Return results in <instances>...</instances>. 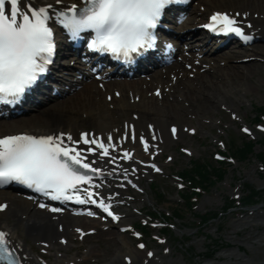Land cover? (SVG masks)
I'll return each mask as SVG.
<instances>
[{"label": "snow or ice", "instance_id": "obj_1", "mask_svg": "<svg viewBox=\"0 0 264 264\" xmlns=\"http://www.w3.org/2000/svg\"><path fill=\"white\" fill-rule=\"evenodd\" d=\"M62 2L55 0L57 5ZM178 2L180 0H81L82 7L72 4L66 9H56L53 4L36 7L31 0H0V103H18L48 71L56 47L50 21L61 25L73 39L84 32L94 33L88 45L91 50L131 62L134 54L140 56L155 47L154 30L163 10ZM236 16L215 13L204 27L251 41L253 37L244 31V21L237 20ZM246 26L252 27L251 24ZM172 131L175 133L176 129ZM130 138L136 139L134 132ZM140 142L148 151V142L142 136ZM80 144L88 147L80 148ZM117 147L111 134L106 142L88 133L81 134L79 140L65 133L0 137V186L16 182L52 200L96 205L118 221L120 217L112 210L111 198L106 202L96 191L102 185L95 182L105 175V171L95 165L104 158H108L105 163H115L118 158L113 153ZM89 156L96 159L90 160ZM132 158L128 151L119 157ZM151 167L160 171L155 165ZM112 174L114 170L108 173ZM6 207L0 204V211ZM40 207L46 205L41 203ZM50 211L61 209L51 208ZM87 214L93 215L91 211ZM138 247L144 248V245ZM23 259L9 234L0 230V264H22Z\"/></svg>", "mask_w": 264, "mask_h": 264}, {"label": "rangeland", "instance_id": "obj_2", "mask_svg": "<svg viewBox=\"0 0 264 264\" xmlns=\"http://www.w3.org/2000/svg\"><path fill=\"white\" fill-rule=\"evenodd\" d=\"M233 5L232 8L237 7L238 9L240 7V5ZM223 8L224 9L221 10L228 9L227 6ZM260 47L264 49V43L251 47V51H246L247 54H250L247 56H252V54H254L253 57L258 56L260 61L264 60V52L261 53L260 50H257ZM243 53L244 51L242 54ZM259 60L246 63H239L234 60V63L227 62L224 66H222V63L218 65L219 62L217 61V63H215L217 65L212 73L205 75L208 80L212 79L216 82V85L223 86L228 85V83L220 78L215 79V77L218 76L217 67L221 68V71L223 70L222 72L225 73H228L230 70L236 71V68L244 70L245 72L250 68L253 71L249 74L250 78L248 79V83L251 87L249 86L248 88L245 81L240 83V86L245 87V90L240 91L241 87L237 88V90H233L231 95L233 105L228 100L226 104L216 102L214 108H209L208 111L197 115L195 113L196 111L191 108L188 103H178L180 107L186 110L184 124L194 127L197 133L194 137L183 134L177 141L176 146L175 144L166 145L163 155L169 154L173 156V161L166 165L163 175L143 179L146 197L149 199V202L141 201L145 197L138 195V199L130 207V213L133 218L128 219L129 223L139 219L138 217H134L132 207L139 208V210L145 212H156L163 215L168 212L171 213L176 207L183 210V220L175 222V228L179 230V232L176 233L180 235V241L172 238L170 235H167L168 242L164 247L156 243L149 244L148 240L145 241L148 248H153L155 251L154 259L148 264H204V260H202V257L199 258L200 255H198V253L203 252L206 250L205 248L211 245L210 240L206 237L207 234L213 238L219 237L225 244V248L227 247L226 243L230 244V247L226 248V250L231 247H236L239 244H244L248 247V251L242 246L239 248V253L247 256V259L240 256L223 259L219 257V254L222 253L223 250L218 248L219 253L214 256L212 255V260H224L223 263L226 262V264H259L264 262V226L260 227L257 231L256 226L246 222L247 219L258 217L256 216L258 214H264V205H262L264 204V199L251 205L254 207L245 211L244 214H239L236 208L227 215H220L218 218L219 221L215 220L206 225H197L198 219L196 217L200 215V213H205L208 210L217 214L221 213L222 206L227 201L226 198L232 197V194H237L240 191L243 197V195L248 192L244 186L247 182L255 185L260 191L264 189V171L259 170L260 165L257 159L258 154L264 153L263 134L257 133V140L262 138L263 141L259 144L256 143L253 148V153L249 155V160L247 162L235 160V165L229 168V170L227 169L224 179L198 197L197 202L192 208L194 215L184 210L185 205L178 199L179 194L181 195L182 192L177 190L175 185L176 181L169 175L179 174L185 168L189 169L191 162L194 160L202 163L207 161L214 162L212 154L218 151V146L216 144L217 140L223 141L227 149L241 146L243 142L250 140V138L244 137L240 132V124L232 120L229 113L225 112L222 108L229 109L231 112L235 113L245 124L254 123L253 118L256 114V109L260 106H264V71L262 70L263 63ZM197 80L198 79H194L191 81L193 86L199 88ZM179 88L182 89V86ZM178 99L181 100L182 98ZM187 112L193 114H187ZM83 120L84 123L80 128H91L88 124V120ZM178 146L189 148L192 151V156L189 157L179 154L177 150ZM241 185H243V189H241ZM153 186L156 188L153 189ZM150 188H152V190ZM236 188H240V190L237 191ZM157 194H161L163 198L162 202L158 200ZM251 213L252 215H250ZM258 219L264 218L260 217ZM9 222H11V220H9ZM245 222L246 225H244ZM250 228L253 229L252 233H250ZM73 235L74 234L71 232L69 235H66V237L70 236V238L68 239V245L62 247V249L57 239L53 238L54 240L52 243L54 244V248L61 252V255L54 250L48 253V256L41 255V253L40 256L44 259L48 258L49 264H66L68 260L73 263L78 262L76 264H123V257L132 254L130 253L131 251L128 252V249L123 245L122 238L129 243L131 248H133L134 240L131 239L129 235H119L114 229L107 233H98L93 238L86 239L82 243H78V241L74 242ZM185 236L187 237L185 238ZM257 239L263 242V245L254 243V247H252L250 244L257 242ZM26 242L33 253L35 251L39 254V249L33 246L34 244L32 241L26 240ZM165 248L169 249V252L166 254L164 253ZM140 259L144 260V253L138 256L137 264L140 263L138 261Z\"/></svg>", "mask_w": 264, "mask_h": 264}, {"label": "bare ground", "instance_id": "obj_3", "mask_svg": "<svg viewBox=\"0 0 264 264\" xmlns=\"http://www.w3.org/2000/svg\"><path fill=\"white\" fill-rule=\"evenodd\" d=\"M69 1V0H63ZM71 1V0H70ZM200 5L204 6L203 11L207 13L224 9L228 7L229 10L235 9L240 14H247L243 19L244 25L252 24L249 28L250 31H255L259 43H264V0H199ZM237 1V2H235ZM31 3L37 5H44L49 3H55V0H31ZM240 5L237 9L232 8L234 5ZM221 7V8H219ZM193 15L201 17L202 13H199L195 8L192 9ZM242 17L240 16V19ZM194 18H190L189 22L185 23L180 29H188L187 25H191ZM261 53L264 52L263 48H258ZM255 52V51H254ZM237 54L224 56L220 61L224 62H242L244 59L249 58V61H258V56H247L250 54ZM213 61L210 58L208 61L202 60L201 64L209 65L204 75H200L199 69L196 68L195 79H198L199 88L193 86L190 75L191 70L183 68L182 64H174L172 67L166 69L165 74L154 72L150 82H123L121 84H108L103 89L97 87L96 82L86 84L78 93L75 92L72 95H67L62 100L53 99L51 102L37 109L36 112L30 114L28 117L17 119L16 121H3L0 120V135L5 132H14L21 129L32 131L35 133L54 132V131H69L76 132L84 123L83 119L88 120V124L95 132L113 133V129L116 128L120 136H123L120 144H127L134 146L132 143L140 144V137L144 140L147 139L148 134L145 129V123H153L155 126V135H161L162 143L164 145L169 144L171 139L168 134V126L175 124L179 126L176 137H182L184 133V125L186 110L179 106V102H186L193 108L197 115L208 111L209 108H214L216 102L226 104L227 100L233 105L231 95L233 90L241 87L240 91L245 90V87L240 86L241 82L246 81V85L249 88L251 85L248 83L250 73L253 72L250 68L248 71L230 70L228 73L222 72L221 68H217L218 76L215 79H222L228 83V85H216L212 79L208 80L205 75L209 74V70L212 68L210 62ZM194 60L190 63L193 64ZM216 60H214V63ZM246 69V68H244ZM229 70V69H227ZM175 78V82L172 83V78ZM182 86V89L179 87ZM160 87L162 89L163 96L161 100L152 97L147 99V93L149 89L151 91ZM118 90L120 96H113V91ZM107 95H112L110 100H107ZM178 98H182L179 100ZM184 99V100H183ZM133 101V103L130 102ZM187 114H193L187 112ZM137 116V120L134 121L133 116ZM119 122V125H116ZM133 122L134 127L130 129V124L123 130V124ZM173 122V123H172ZM183 123V124H178ZM134 128V129H133ZM189 126V129H192ZM133 130V131H132ZM135 133L136 139L133 141L130 136ZM149 142V140H148ZM114 155V153H113ZM113 170V168H112ZM127 198V197H124ZM122 196L120 200L124 199ZM0 200H6L8 202L7 209L0 214V226L8 231L10 239L14 245L18 246L20 253L27 257L28 263L42 264L40 263L35 254L29 249L26 242L32 241L34 244L40 246V242L49 244L52 249L54 248L52 241L55 238L69 235L71 230L69 227H79L89 224L90 221L85 218H63L59 221H54L49 218L48 215L39 214L34 212L30 205L26 202H21L17 198L3 197L0 193ZM149 201V199H147ZM258 218L264 215H257ZM11 220V222H9ZM250 222L249 220L246 221ZM246 222L244 225H246ZM254 222V221H252ZM128 223V222H127ZM120 224V221H118ZM97 225V224H96ZM60 228V229H59ZM63 233V234H61ZM54 238V239H53ZM87 239L93 238V236L86 237ZM26 239V240H25ZM123 245L128 249V252L134 248H131L129 243L122 238ZM67 246V244H66ZM61 247V246H60ZM62 248V247H61ZM135 252V253H134ZM132 256L133 263L137 262L139 255L143 252L134 250ZM240 256L236 249L227 250L220 254V256ZM126 256V255H125ZM66 260V259H65ZM70 261V260H69ZM68 261V262H69ZM141 264V259L138 260ZM218 264V263H207Z\"/></svg>", "mask_w": 264, "mask_h": 264}, {"label": "trees", "instance_id": "obj_4", "mask_svg": "<svg viewBox=\"0 0 264 264\" xmlns=\"http://www.w3.org/2000/svg\"><path fill=\"white\" fill-rule=\"evenodd\" d=\"M258 112L264 114V108L260 107ZM256 121H259V118H255ZM254 143L252 142H243L241 146L232 147V155L239 159L240 161H246L253 153ZM258 160L264 163V154L261 153L258 156ZM225 171L219 166H214L211 163L200 164L199 162H193V167L189 170H184L181 172L180 176L186 179L189 183L199 185L204 189L212 186L216 181H221L224 178ZM246 187L251 189L247 184ZM259 197V194L251 189V195L243 199V203L250 204L256 202V198ZM176 216L177 213H175ZM215 216V215H214ZM212 216V217H214Z\"/></svg>", "mask_w": 264, "mask_h": 264}]
</instances>
